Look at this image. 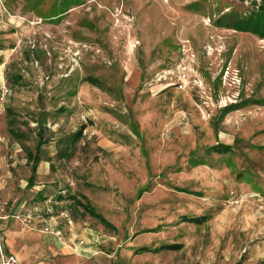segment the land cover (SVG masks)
I'll return each mask as SVG.
<instances>
[{
    "label": "rangeland",
    "instance_id": "374dc122",
    "mask_svg": "<svg viewBox=\"0 0 264 264\" xmlns=\"http://www.w3.org/2000/svg\"><path fill=\"white\" fill-rule=\"evenodd\" d=\"M263 4L0 0V264H264V39L229 27ZM59 196L92 252L25 219Z\"/></svg>",
    "mask_w": 264,
    "mask_h": 264
},
{
    "label": "trees",
    "instance_id": "16d2710c",
    "mask_svg": "<svg viewBox=\"0 0 264 264\" xmlns=\"http://www.w3.org/2000/svg\"><path fill=\"white\" fill-rule=\"evenodd\" d=\"M233 30L239 31V32H244V33H251L253 35H257L260 38L264 39V4L261 5L257 10H253L251 13L248 15L244 16L243 18L236 19L230 26ZM0 50H2V47L0 45ZM3 64V59L0 56V66ZM85 82L101 89V90H106V86L102 82V80L95 78V77H87L85 79ZM9 116H12V111L8 110ZM9 132L13 138H15L17 141L22 142L25 139L24 134H21L17 131L16 126H15V119L11 117L9 121ZM85 130V126H82L73 136H72V144H76L78 141H80L83 137V133ZM42 134L40 133V136ZM44 146V142L40 139L37 147H36V153L33 154L32 151H30L29 148L26 146V153L27 157L31 160L32 162V170H31V177L29 178L28 181V186L33 187L36 181L37 177V171H38V166L41 161L40 156L42 154V147ZM218 150V149H217ZM215 151V150H213ZM208 154H212V150H206ZM216 152V151H215ZM218 152V151H217ZM192 166L196 167L199 165H205L206 161L204 158L200 156H196L192 159ZM69 199H73L72 196L68 197ZM37 199L39 200H44L41 194L37 195ZM58 199H63L62 196H59ZM79 206L84 209V211L88 212L91 214L93 217L100 218V215L97 214V212L90 207L88 204H83L79 203ZM194 221L197 220V222H206L209 219H212L211 215L199 217V218H192ZM180 248V246H179ZM146 252V251H154L148 247H143L140 248L137 252Z\"/></svg>",
    "mask_w": 264,
    "mask_h": 264
},
{
    "label": "built area",
    "instance_id": "2783aa9c",
    "mask_svg": "<svg viewBox=\"0 0 264 264\" xmlns=\"http://www.w3.org/2000/svg\"><path fill=\"white\" fill-rule=\"evenodd\" d=\"M186 80V78H183L182 75H179L177 78V81H173L178 89L183 90L184 84L183 80ZM8 93V90H5L3 93V96H5ZM64 195L66 194V191H62ZM60 199H53L50 198L48 200H45L42 203L36 204L35 207L32 209L26 211V214L24 215L25 219L29 222L36 221L38 223L42 224V232L46 235H50L54 237L55 239L59 240L60 243L64 245H68L67 236H69V233L71 234L73 231V220L70 217L68 211L64 209H60ZM262 209V207H261ZM71 245H68L71 249L75 250L76 253H84L87 250L84 248V245H87V242L83 239L78 240L77 244L70 243ZM1 264H19L18 259L14 255H7V253H1Z\"/></svg>",
    "mask_w": 264,
    "mask_h": 264
},
{
    "label": "crops",
    "instance_id": "0c3cea01",
    "mask_svg": "<svg viewBox=\"0 0 264 264\" xmlns=\"http://www.w3.org/2000/svg\"><path fill=\"white\" fill-rule=\"evenodd\" d=\"M90 242H88L87 244H89ZM85 249L87 250V251H89V252H92L93 250V247H92V245L91 246H87V248L85 247ZM16 257V256H15ZM18 259V258H17ZM18 261H19V259H18Z\"/></svg>",
    "mask_w": 264,
    "mask_h": 264
}]
</instances>
